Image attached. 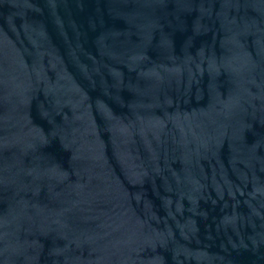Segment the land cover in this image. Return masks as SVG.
I'll return each mask as SVG.
<instances>
[{"label": "water", "instance_id": "water-1", "mask_svg": "<svg viewBox=\"0 0 264 264\" xmlns=\"http://www.w3.org/2000/svg\"><path fill=\"white\" fill-rule=\"evenodd\" d=\"M0 264H264V0H0Z\"/></svg>", "mask_w": 264, "mask_h": 264}]
</instances>
